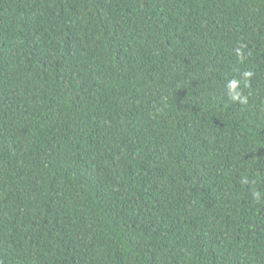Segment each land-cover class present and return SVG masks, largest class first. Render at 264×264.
Returning <instances> with one entry per match:
<instances>
[{"label": "trees", "instance_id": "obj_1", "mask_svg": "<svg viewBox=\"0 0 264 264\" xmlns=\"http://www.w3.org/2000/svg\"><path fill=\"white\" fill-rule=\"evenodd\" d=\"M254 191L264 0H0V264H264Z\"/></svg>", "mask_w": 264, "mask_h": 264}, {"label": "clouds", "instance_id": "obj_2", "mask_svg": "<svg viewBox=\"0 0 264 264\" xmlns=\"http://www.w3.org/2000/svg\"><path fill=\"white\" fill-rule=\"evenodd\" d=\"M242 49L243 46H241V48H237L236 51V55L238 57L242 56ZM252 73L250 71H245L243 73V83L245 85V87L247 86V81L248 79L251 77ZM242 81L241 80H237V79H231L228 81L226 88H227V95L229 96V98L234 101V102H239L240 104H247L248 103V97L246 95L243 94L242 89L240 88ZM242 183L247 184L248 183V178L247 177H243L242 178ZM262 194L259 191H254L253 192V196L254 198L259 201L262 198Z\"/></svg>", "mask_w": 264, "mask_h": 264}]
</instances>
